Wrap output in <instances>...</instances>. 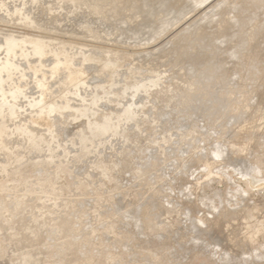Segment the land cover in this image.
I'll use <instances>...</instances> for the list:
<instances>
[{
	"label": "rangeland",
	"instance_id": "obj_1",
	"mask_svg": "<svg viewBox=\"0 0 264 264\" xmlns=\"http://www.w3.org/2000/svg\"><path fill=\"white\" fill-rule=\"evenodd\" d=\"M0 264H264V0H0Z\"/></svg>",
	"mask_w": 264,
	"mask_h": 264
},
{
	"label": "bare ground",
	"instance_id": "obj_2",
	"mask_svg": "<svg viewBox=\"0 0 264 264\" xmlns=\"http://www.w3.org/2000/svg\"><path fill=\"white\" fill-rule=\"evenodd\" d=\"M164 1V0H163ZM156 2V1H155ZM183 2V1H182ZM181 2V3H182ZM168 3V2H167ZM176 5V4H175ZM165 6V5H164ZM104 7V6H103ZM179 7V6H178ZM151 11V10H150ZM177 11V10H176ZM150 13V12H149ZM158 13V12H157ZM171 13V12H170ZM171 16V15H170ZM123 18V17H122ZM125 22V21H124ZM143 24V23H142ZM157 24V23H156ZM122 26V25H121ZM157 26V25H156ZM139 32V31H138ZM134 36V35H133ZM137 37V36H136Z\"/></svg>",
	"mask_w": 264,
	"mask_h": 264
}]
</instances>
